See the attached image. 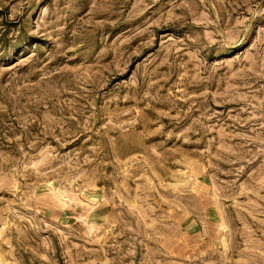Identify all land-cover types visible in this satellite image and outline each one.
<instances>
[{
  "label": "rangeland",
  "instance_id": "rangeland-1",
  "mask_svg": "<svg viewBox=\"0 0 264 264\" xmlns=\"http://www.w3.org/2000/svg\"><path fill=\"white\" fill-rule=\"evenodd\" d=\"M0 264H264V0H0Z\"/></svg>",
  "mask_w": 264,
  "mask_h": 264
}]
</instances>
